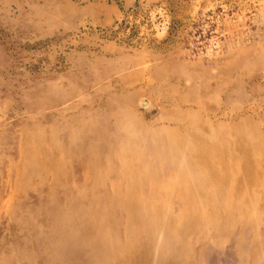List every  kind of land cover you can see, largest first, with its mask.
<instances>
[{"label": "rangeland", "instance_id": "374dc122", "mask_svg": "<svg viewBox=\"0 0 264 264\" xmlns=\"http://www.w3.org/2000/svg\"><path fill=\"white\" fill-rule=\"evenodd\" d=\"M72 1L0 0V264H264V0Z\"/></svg>", "mask_w": 264, "mask_h": 264}, {"label": "crops", "instance_id": "0c3cea01", "mask_svg": "<svg viewBox=\"0 0 264 264\" xmlns=\"http://www.w3.org/2000/svg\"><path fill=\"white\" fill-rule=\"evenodd\" d=\"M74 1V2H73ZM75 8L71 24L109 27L119 21L124 12L133 8L138 0H73Z\"/></svg>", "mask_w": 264, "mask_h": 264}, {"label": "built area", "instance_id": "2783aa9c", "mask_svg": "<svg viewBox=\"0 0 264 264\" xmlns=\"http://www.w3.org/2000/svg\"><path fill=\"white\" fill-rule=\"evenodd\" d=\"M155 29H156V32H166L167 31V29H168V26H167V24L163 21V22H159L157 25H156V27H155Z\"/></svg>", "mask_w": 264, "mask_h": 264}, {"label": "bare ground", "instance_id": "6f19581e", "mask_svg": "<svg viewBox=\"0 0 264 264\" xmlns=\"http://www.w3.org/2000/svg\"><path fill=\"white\" fill-rule=\"evenodd\" d=\"M141 104H143L144 106H146V104H145L144 102H141ZM166 138L168 139V137H162L161 139L164 140V141H166ZM182 150H183V149H182ZM174 152H175V153H174ZM174 152L171 151L172 155H173V153H174V155H177V156H179V157L183 154V152H181L180 149H176V148H174ZM177 156H176V157H177ZM173 257H174V256H173ZM174 258H175V257H174Z\"/></svg>", "mask_w": 264, "mask_h": 264}]
</instances>
